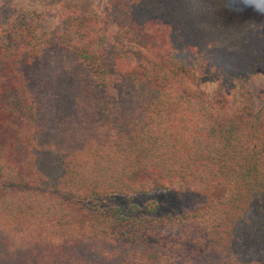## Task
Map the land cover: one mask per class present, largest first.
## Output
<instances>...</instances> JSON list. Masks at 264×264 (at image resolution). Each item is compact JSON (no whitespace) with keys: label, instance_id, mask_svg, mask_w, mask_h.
Instances as JSON below:
<instances>
[{"label":"trees","instance_id":"1","mask_svg":"<svg viewBox=\"0 0 264 264\" xmlns=\"http://www.w3.org/2000/svg\"><path fill=\"white\" fill-rule=\"evenodd\" d=\"M103 1L119 43L0 5V264H264V88L252 119L199 89L264 72V0ZM198 180L224 194L182 215L85 203Z\"/></svg>","mask_w":264,"mask_h":264},{"label":"rangeland","instance_id":"2","mask_svg":"<svg viewBox=\"0 0 264 264\" xmlns=\"http://www.w3.org/2000/svg\"><path fill=\"white\" fill-rule=\"evenodd\" d=\"M17 12L32 11L38 14V25L42 32L50 33L60 28V17L64 13H78L84 16L96 15L102 22L111 39L115 43L124 40L108 15L103 0H54L52 3L36 2L34 0H0V5ZM100 68L104 71L111 95L117 96L114 87V62L111 52L105 53L99 60ZM264 88V72L256 70L245 82L241 78H233L226 82V87L218 82H210L200 86V90L209 95L226 97L229 106L220 114H242L252 119L260 109L261 91ZM216 96V97H217ZM195 183V184H194ZM181 192L171 190L156 191L137 195H109L85 200L90 207L99 210L117 209L123 218L166 217L177 216L200 209L209 202L223 196L224 189L217 185H207L196 181Z\"/></svg>","mask_w":264,"mask_h":264}]
</instances>
